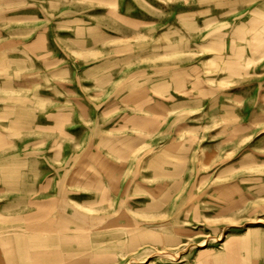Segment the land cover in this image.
I'll return each instance as SVG.
<instances>
[{
    "label": "rangeland",
    "instance_id": "1",
    "mask_svg": "<svg viewBox=\"0 0 264 264\" xmlns=\"http://www.w3.org/2000/svg\"><path fill=\"white\" fill-rule=\"evenodd\" d=\"M7 105L0 264H264V0H0Z\"/></svg>",
    "mask_w": 264,
    "mask_h": 264
},
{
    "label": "crops",
    "instance_id": "2",
    "mask_svg": "<svg viewBox=\"0 0 264 264\" xmlns=\"http://www.w3.org/2000/svg\"><path fill=\"white\" fill-rule=\"evenodd\" d=\"M3 110L7 111V113L5 114L6 119L0 122V127L29 128L36 122L35 119L37 120V118H34L33 116L32 109H23V108H20V106L18 105H13V106L7 105ZM43 117H44V114H43ZM3 136H5V134H3ZM3 171H4V167H0V176H1L0 190L2 191H8L9 193L15 192L16 196L21 195L23 197L24 192L30 191V189H34V190L45 189L44 183L36 182L35 184L32 185L30 183L25 182V177L23 178V175H24L23 172H20V173L10 172L7 174ZM4 175H7V177ZM19 241L23 242L22 240H19ZM23 246L21 247L17 245L15 246L17 250L19 249L18 253L21 252L25 254V251L23 250L24 249ZM13 249H14V246L10 248L9 246L5 245V253L7 255L14 253V251H12Z\"/></svg>",
    "mask_w": 264,
    "mask_h": 264
},
{
    "label": "bare ground",
    "instance_id": "3",
    "mask_svg": "<svg viewBox=\"0 0 264 264\" xmlns=\"http://www.w3.org/2000/svg\"><path fill=\"white\" fill-rule=\"evenodd\" d=\"M16 242H17V241H16ZM16 245L21 247V246H23V242L18 241V242L16 243ZM19 254H24V253H21V252H20Z\"/></svg>",
    "mask_w": 264,
    "mask_h": 264
}]
</instances>
